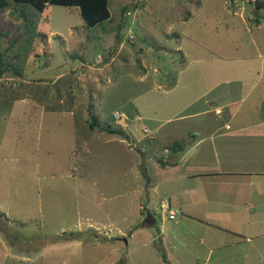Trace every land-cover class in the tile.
<instances>
[{"label": "rangeland", "instance_id": "obj_1", "mask_svg": "<svg viewBox=\"0 0 264 264\" xmlns=\"http://www.w3.org/2000/svg\"><path fill=\"white\" fill-rule=\"evenodd\" d=\"M262 4L264 0H111L115 20L100 24L106 30L86 28L77 7L48 5L39 19V36L17 40L20 20L0 8V32L8 33L1 48L12 44L8 58L22 69L21 75L10 68L0 75V213L9 218L1 214L0 233L16 251L42 250L28 264H264V228L257 224L250 233H259L255 238L233 244L227 235L225 241H212L220 246L209 244L195 224H178L170 229V245L165 244L169 237H158L157 228L162 217L169 222L167 212L157 199L147 205L144 196L139 198L140 176L135 179L138 168L130 162L139 158L136 144L150 147L146 137L152 132L149 123L134 118L158 113L154 101L166 96L149 90L158 84L152 78L156 67L167 71L168 83L180 78L179 68L193 69L195 60L226 73L237 56L255 50L264 56ZM136 9L138 25L131 28L127 21ZM122 16L117 44L113 26ZM164 45L185 57L165 53ZM115 110L127 119H114ZM92 115L97 126L90 130ZM108 126L122 134L107 132ZM153 156L150 151L144 157L153 162ZM140 202L150 209L155 225L147 212L139 214ZM126 229L130 232L123 235ZM131 232L136 244L128 257L123 240L121 246L111 243ZM147 240L150 244L144 246Z\"/></svg>", "mask_w": 264, "mask_h": 264}, {"label": "crops", "instance_id": "obj_2", "mask_svg": "<svg viewBox=\"0 0 264 264\" xmlns=\"http://www.w3.org/2000/svg\"><path fill=\"white\" fill-rule=\"evenodd\" d=\"M136 11L134 18L127 21L132 24L131 28L133 23L138 25ZM42 13L39 19H42ZM179 39L177 35L175 40ZM162 48L165 53L175 51L185 57V52L177 48L168 45ZM247 56L252 59L251 62L243 60H248ZM263 57L258 50L253 54L237 56L226 73L195 60L193 69L179 68L180 78L168 83L164 79L167 71L156 67L158 73L152 78L157 77L158 84L149 90L166 96L160 98L162 102L154 101V108H160L158 113L145 116L142 112L134 118L151 125L149 135L152 138L146 137L150 143L148 149L144 148V143L140 146L136 144L139 158L130 162L140 169L134 174L135 179L136 175L140 176L139 198L143 200L144 196L147 205L157 199L159 207L167 212L166 219L173 222L166 223L162 217L157 228L158 237L164 241L166 236L169 237L165 244L170 243V229L177 228L178 224L180 227L195 224L198 229H203L207 242L212 246H220L212 241H225L227 235L233 236V244L250 240L259 235L250 234L256 224L258 228H264V211L261 214L256 212V208H264ZM256 58H260V62L252 65ZM246 88L253 90V94H249ZM143 131L145 134L148 132L145 128ZM150 151L157 155L153 156V162H147L144 157ZM148 192L155 196L149 197ZM162 202H166L168 209L162 207ZM138 206L139 214L147 212L149 221L155 225L156 219L150 209L142 207L141 202ZM169 213L173 214V218H168ZM1 214L9 221L5 214ZM256 216H260L257 223L254 221ZM1 230L4 231L3 228ZM127 231L130 232L126 229L122 234ZM132 234H126L127 239H117L111 246L118 242L121 246L123 240L128 248L125 255L131 257L136 244L131 240ZM3 238L0 233V264H28L32 262V256L42 255V250L39 252L38 249L34 252L19 249L18 252L13 242ZM142 244L149 246L150 240Z\"/></svg>", "mask_w": 264, "mask_h": 264}, {"label": "trees", "instance_id": "obj_3", "mask_svg": "<svg viewBox=\"0 0 264 264\" xmlns=\"http://www.w3.org/2000/svg\"><path fill=\"white\" fill-rule=\"evenodd\" d=\"M111 0H0V8L7 9L9 15L16 19L20 20L19 29H21L19 35L16 36L15 40L19 38H35L39 36L37 31V24L40 17V14L43 12L46 4L49 5H60L67 7H77L79 10V15L81 19L84 21L85 27L90 30H106L100 26L104 21L109 22L110 24L115 20V17L109 10ZM264 7V5L262 4ZM126 6L121 9V14H124V10ZM124 16V15H123ZM122 16L121 19L117 21L116 25L113 26L114 29V42L117 44L120 41L121 31L124 21ZM186 19V16H185ZM104 26V25H103ZM106 26L105 28H107ZM116 30V32H115ZM7 32H0V75L3 73L5 69H11V72L16 75L22 74L21 68H15L12 61L9 60L7 52L9 44L5 48H1V44L4 40V37L7 36ZM11 51V50H10ZM16 56H20L17 54ZM91 122L89 121V129L92 130L94 126H97L95 123L97 121L95 115L90 116ZM107 132H112L114 134H122V132L114 129H110L108 126L105 129Z\"/></svg>", "mask_w": 264, "mask_h": 264}, {"label": "built area", "instance_id": "obj_4", "mask_svg": "<svg viewBox=\"0 0 264 264\" xmlns=\"http://www.w3.org/2000/svg\"><path fill=\"white\" fill-rule=\"evenodd\" d=\"M113 118L116 119V120H120V119H122V118H123L124 120L127 119L126 115H125L124 113H122V112H119L118 110H115V111L113 112ZM161 205H162L163 208L168 209L166 202H164V203L162 202ZM168 218H173V214H172V213H169V214H168Z\"/></svg>", "mask_w": 264, "mask_h": 264}, {"label": "clouds", "instance_id": "obj_5", "mask_svg": "<svg viewBox=\"0 0 264 264\" xmlns=\"http://www.w3.org/2000/svg\"><path fill=\"white\" fill-rule=\"evenodd\" d=\"M148 138H150V139H151V138H152V136L148 135Z\"/></svg>", "mask_w": 264, "mask_h": 264}]
</instances>
